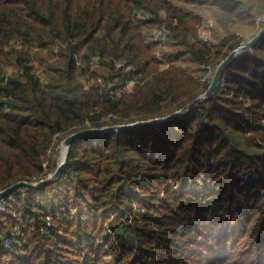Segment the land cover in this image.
Listing matches in <instances>:
<instances>
[{
    "label": "trees",
    "instance_id": "trees-1",
    "mask_svg": "<svg viewBox=\"0 0 264 264\" xmlns=\"http://www.w3.org/2000/svg\"><path fill=\"white\" fill-rule=\"evenodd\" d=\"M263 26L264 0H0V191L41 181L73 134L190 105ZM263 184L264 37L185 115L73 142L59 179L0 213V264H106L104 225L128 248L127 221L122 264H264Z\"/></svg>",
    "mask_w": 264,
    "mask_h": 264
},
{
    "label": "water",
    "instance_id": "water-1",
    "mask_svg": "<svg viewBox=\"0 0 264 264\" xmlns=\"http://www.w3.org/2000/svg\"><path fill=\"white\" fill-rule=\"evenodd\" d=\"M263 37H264V26L260 30V32L251 41L236 47L226 57V59L220 63V65L218 66V68L214 74V77L212 79V82H211L209 88L207 89V91L203 95L198 97L195 101H193L190 105L186 106L185 108L181 109L180 111L173 113L172 115H170L164 119H155V120L149 121V122H139V123H135L132 125L111 127L108 129L88 130V131L79 132V133H76V134H73V135L67 137L64 140V145L66 146V154H65L64 161L59 166H57V164L55 163V166H57V168H56V171L54 172V175L52 177H48L47 179L41 180L37 183H28L26 181L17 182L15 184H13L12 186L8 187L7 189L0 192V202L6 198L11 197L13 194H15L21 190L36 191L42 187H45V186L52 184L57 179H59L63 173L64 168L69 163L70 147H71L72 143L75 142L79 138H82L84 136L91 135V134H104V133H109V132L128 131V130L136 129L137 127H141V126H147V125L158 124V123H166V122H169L175 118H179V117L185 115L190 110H192L194 107H196L198 104H200L202 101L210 99L215 94V92H216V90H217V88H218V86L222 80L223 73H224V70L226 69V67L232 61H234L236 58H238L239 55H241V53L251 52Z\"/></svg>",
    "mask_w": 264,
    "mask_h": 264
},
{
    "label": "rangeland",
    "instance_id": "rangeland-1",
    "mask_svg": "<svg viewBox=\"0 0 264 264\" xmlns=\"http://www.w3.org/2000/svg\"><path fill=\"white\" fill-rule=\"evenodd\" d=\"M56 53V52H55ZM38 66H36L37 68ZM38 69V68H37ZM40 69V68H39ZM21 69H20V66H19V63L17 62V59L14 60V62L12 63V65L8 66L7 67V70L6 72L8 74H18L20 75L21 74ZM40 71V70H39ZM38 76L39 75H42V72H37L36 73ZM39 77H42L44 78L43 76H39ZM139 85V84H138ZM135 86V83H130L129 86L126 87L125 91L126 92H130L132 90V88ZM137 87V86H136ZM135 87V88H136ZM132 93V92H131ZM127 95V94H126ZM166 103L165 106L169 105L168 104V100H165ZM249 104V103H247ZM174 107V105H173ZM64 142H57L54 146L55 150L53 149V152L49 153V162L45 163L44 166L46 167L48 165V163H50V168L49 169H45V172L47 173L46 176L42 177L41 180H44V179H47L48 177H51L53 175V173L56 171V168L57 166H59L61 163H60V154L61 152L63 151L64 149ZM3 149L0 150V152H2ZM54 160V161H53ZM64 161V160H63ZM55 163L57 164V166H55ZM239 178L240 177V174L238 175ZM37 183V182H36ZM197 185H199L200 189L205 185V182H204V179L203 177L200 178L198 181H197ZM174 188V191L179 193V192H182L180 186L177 187L180 191H176V187H173ZM31 191V190H21L15 194L12 195V197L10 198L9 202L7 203V205L9 204H13L14 202H16L21 196L22 198L25 197L27 195V193ZM1 192V191H0ZM33 192V191H32ZM257 192H259L262 196H264V184L263 185H260L258 188H257ZM0 213H2L5 209H6V204H4L3 207H0ZM26 219L23 221V223H25ZM111 224H105L104 225V229H103V233H106L108 230H107V227H110L111 228ZM133 228V227H132ZM119 232L121 230H125L126 234L128 235V238L130 239V242L134 241V236L132 235L134 232L133 230L130 228V226L127 228L126 227V224L124 223V226L123 224L122 225H119L118 228ZM4 250V249H3ZM11 252V251H10ZM109 257H105L104 261L105 263L107 264V261H108ZM128 261V257H125V258H122L120 259V261L117 262V264H122L124 262H127Z\"/></svg>",
    "mask_w": 264,
    "mask_h": 264
},
{
    "label": "built area",
    "instance_id": "built-area-1",
    "mask_svg": "<svg viewBox=\"0 0 264 264\" xmlns=\"http://www.w3.org/2000/svg\"><path fill=\"white\" fill-rule=\"evenodd\" d=\"M129 85L130 84H128V86ZM240 177H241V179H243L245 181H250V179L248 178L246 173L240 174ZM176 191L179 192L180 190L176 187ZM11 197L2 200L0 202V207H3L4 204L7 205V203L9 202ZM144 213H145V211L143 210L141 214L143 215ZM85 218H86V216L84 217V219ZM27 221L28 220H26L25 223H27ZM127 224L130 227L133 226L131 221H127ZM107 230L108 231L105 234L108 236L107 238H108L109 242L114 246V249L107 256V257H109L107 264H117V262L120 261V259H122V258L130 256L133 259L135 256L138 255L139 249H138V242L136 239L132 242V246H129L128 248H123L120 246L119 240H118L117 235H116V231L113 229V227L112 228L107 227ZM104 245H106V244L104 243ZM17 246L22 247L23 245H22V243H18ZM3 247H4L3 248L4 250L9 249L10 243L8 241H5V243L3 244ZM7 260L8 259H4L2 263L5 264V262Z\"/></svg>",
    "mask_w": 264,
    "mask_h": 264
},
{
    "label": "bare ground",
    "instance_id": "bare-ground-1",
    "mask_svg": "<svg viewBox=\"0 0 264 264\" xmlns=\"http://www.w3.org/2000/svg\"><path fill=\"white\" fill-rule=\"evenodd\" d=\"M242 54V53H241ZM65 146V145H64ZM65 154H66V146L64 147V149H63V151L61 152V154H60V163L61 162H63V160H64V158H65ZM53 175H54V173H53ZM52 175V176H53ZM51 176V177H52Z\"/></svg>",
    "mask_w": 264,
    "mask_h": 264
}]
</instances>
